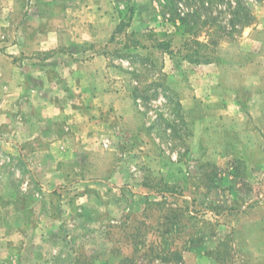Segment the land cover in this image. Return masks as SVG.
Returning <instances> with one entry per match:
<instances>
[{
    "label": "rangeland",
    "instance_id": "obj_1",
    "mask_svg": "<svg viewBox=\"0 0 264 264\" xmlns=\"http://www.w3.org/2000/svg\"><path fill=\"white\" fill-rule=\"evenodd\" d=\"M0 264H264V0H0Z\"/></svg>",
    "mask_w": 264,
    "mask_h": 264
},
{
    "label": "trees",
    "instance_id": "obj_2",
    "mask_svg": "<svg viewBox=\"0 0 264 264\" xmlns=\"http://www.w3.org/2000/svg\"><path fill=\"white\" fill-rule=\"evenodd\" d=\"M131 9V8H130ZM200 43V42H199ZM164 45V49H168L170 53L172 51L171 43L165 42L162 43ZM145 204L147 206L144 208L143 211V224L146 223L147 220L150 219L152 221L154 219V225L151 234L150 230H147V226L144 229H141L139 227L135 228L136 230L129 232L127 240L132 243L134 247L138 246L140 243L143 244L142 247H144L143 255H146L147 257L154 259H161L163 261H173V260H180L183 257V251L186 249H182L179 246L174 245V242L178 239L183 237L182 232H184L188 227H190L187 220L191 219L193 217L192 211H188L187 208H181L177 204L176 206H173V204L167 202V201H145ZM138 221V220H136ZM180 229H177V226H181ZM169 226V227H168ZM152 234L154 237H156V240L145 243V240L148 238V235ZM192 237L191 242L195 245L200 246L193 247L194 249L200 250L203 246L204 237L202 238L197 233H194L193 235L190 234ZM166 240H170V244L168 246H163L162 244ZM137 250V248H136ZM135 251V249H133ZM129 257L126 259L128 261Z\"/></svg>",
    "mask_w": 264,
    "mask_h": 264
},
{
    "label": "crops",
    "instance_id": "obj_3",
    "mask_svg": "<svg viewBox=\"0 0 264 264\" xmlns=\"http://www.w3.org/2000/svg\"><path fill=\"white\" fill-rule=\"evenodd\" d=\"M59 140L57 141L58 143L60 142L61 143V140H60V137H57ZM64 150H66V149H64Z\"/></svg>",
    "mask_w": 264,
    "mask_h": 264
}]
</instances>
